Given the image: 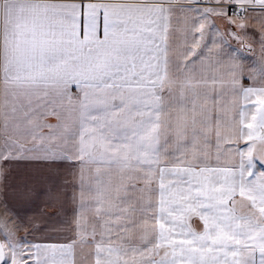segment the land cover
Masks as SVG:
<instances>
[{"label":"snow or ice","instance_id":"snow-or-ice-1","mask_svg":"<svg viewBox=\"0 0 264 264\" xmlns=\"http://www.w3.org/2000/svg\"><path fill=\"white\" fill-rule=\"evenodd\" d=\"M0 264H264V0H0Z\"/></svg>","mask_w":264,"mask_h":264}]
</instances>
